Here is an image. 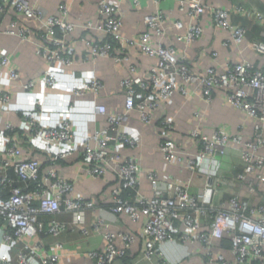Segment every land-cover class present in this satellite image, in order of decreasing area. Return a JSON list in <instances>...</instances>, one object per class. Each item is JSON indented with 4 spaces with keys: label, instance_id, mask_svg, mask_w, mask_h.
<instances>
[{
    "label": "built area",
    "instance_id": "1",
    "mask_svg": "<svg viewBox=\"0 0 264 264\" xmlns=\"http://www.w3.org/2000/svg\"><path fill=\"white\" fill-rule=\"evenodd\" d=\"M10 0H0V12L5 11V5ZM15 10L28 19L42 20L46 12L42 7L32 5L30 0H12ZM140 4L141 0H134ZM190 16L200 19L207 11L213 13V25L218 29L232 32L233 42L242 43L247 30L241 25H234L230 20V11L222 7H209L201 0H187ZM243 10L240 7H237ZM62 14L66 15L67 7L60 6ZM101 21L93 26L89 23L88 30L103 31L106 35L104 41L90 38L84 40L90 45V53L94 58L111 57L117 63L130 61L127 50L116 51V46L121 41L130 45L138 43L141 50L150 56H157L159 61L151 67L147 76L139 74L137 65L130 64L128 75L122 80V89L126 97L125 111L123 113H110L108 116L111 127L115 130L101 131L96 134L98 147L84 143L82 157L88 164L89 173L94 177L103 176L111 168L114 156L109 151L112 143L119 142L136 148L140 141L129 133L121 130L130 113L137 109L140 111L142 121L151 123L153 112L159 109L164 101L169 100L175 92L188 93L185 86L179 85L176 77L180 76L186 83H196L203 91L207 101H211L215 89H224L228 102L237 108L243 109L251 116L257 117L259 123L255 125V139L244 141L240 135H226L215 131L212 138L201 136L198 130L192 136L200 141V149L191 154L179 148L177 143L167 136L159 144V149L164 159L169 162L184 163L193 173L203 175L206 182L202 191L193 193L189 185L183 186L169 183L166 194L159 192L154 197H147L139 192L142 171L139 161L128 157L119 164L116 172L120 184L112 191V203L109 207H97L101 215L110 212L115 215L126 212L133 219L146 217L144 235L146 248L143 259L151 264H179L180 261L191 257L196 246L201 248V255L205 264H264V200L251 201L234 195L227 200L216 199L220 193L219 185L222 179L213 184L212 176L220 165L218 156H224L235 146H242L241 157L244 170L237 175V179L247 182L249 194H257L258 186L264 183V67L258 68L251 62L231 63L222 71L214 67L207 69L206 74H196L187 64L186 58L180 57L173 47L160 44L154 47L151 31L140 34L137 41L125 39L121 33L123 25L122 15L115 5L103 2L99 9ZM166 15L158 12L149 15L145 23L149 29L157 31L159 36H164V21ZM257 19L264 23V13L258 11ZM174 26L182 29L181 21H176ZM73 30V25L65 18L53 15L47 19L45 32L42 36L48 41L42 45L39 52L53 64L72 65L73 53L71 50L55 48L60 46L58 33L67 34ZM202 27L193 23L188 29L185 38L194 41L202 34ZM33 32L29 26H20L17 20L11 22L6 30L8 34H17L23 38L29 37ZM182 39V36H179ZM253 48L264 55V43L257 42ZM217 55V53H214ZM0 67L7 68L9 77L13 81L21 78L19 71L10 66V57L0 53ZM45 87L56 83L54 75L49 71L43 79ZM36 81H29L23 85L24 95L28 96L36 87ZM103 84L98 79L84 82L83 86L76 89L77 94L87 91L98 92ZM10 94L0 89V103L9 104ZM97 111L107 114L104 106H98ZM3 111L0 109V120ZM29 136L31 141L43 140L51 145H62L74 140L73 129L68 122L61 126L44 128L36 122L35 114L29 113ZM162 126L166 131L174 127L171 119H163ZM6 131L13 136L16 127L12 123L6 124ZM0 140V246L7 247L9 253H0V264H55L60 260L58 253L43 250L42 240L31 245L24 238H38L41 234H49L54 238L67 230H80L89 234L85 225L86 214L95 210L93 201L71 195L75 189L74 184L61 177L54 167L42 169L40 160L24 158L20 143L12 138L5 147ZM72 154L70 150H61L52 158V163L64 159ZM11 170L15 176L11 175ZM155 188H159L158 173L147 172ZM256 175L255 179L250 177ZM24 182V185L18 183ZM133 189L136 195L133 199H124L122 191ZM264 198V197H263ZM60 212H70L74 219L72 222L58 220L55 215ZM96 228L107 227L104 217L100 219ZM103 220V221H102ZM106 248L91 252L95 264H113L117 258L125 260V264H139L141 260L130 259L128 250L135 240L132 234H116L111 231L105 233ZM123 241V246L117 245V240ZM23 247L17 251L15 258L11 257L12 250L20 242ZM228 241V245L226 244ZM61 247V244H57ZM169 249L179 252L180 261L172 259L167 254ZM185 249V250H184Z\"/></svg>",
    "mask_w": 264,
    "mask_h": 264
},
{
    "label": "crops",
    "instance_id": "2",
    "mask_svg": "<svg viewBox=\"0 0 264 264\" xmlns=\"http://www.w3.org/2000/svg\"><path fill=\"white\" fill-rule=\"evenodd\" d=\"M32 5L42 7L46 12L45 18L40 20L28 19L15 10L14 2L9 1L5 5V11L0 12V53L10 57V66L17 69L21 78L13 81L9 77L8 69L0 67V89L10 94V103H0L3 111L0 120V140L5 147L16 139L22 148L24 158H36L40 160L43 171L54 167L59 175L71 181L75 189L73 198H86L94 202L95 210H89L86 214L85 225L89 234L82 231L67 230L60 238H54L49 234H41L38 238H24L31 245L42 240V249L52 253H58L60 260L55 264H95L91 252L104 250L107 245L105 233L111 231L119 234H132L136 238L128 250L126 260L138 259L139 264H151L143 259L146 248V236L144 225L146 217L133 219L126 212L101 215L99 207L107 208L112 203V191L120 184L116 169L119 164L128 157L136 158L141 166L139 192L147 197H154L159 192L166 194L169 183L189 185L193 193L202 191L206 178L203 170L200 174L193 173L186 162H167L159 144L167 136L173 139L179 148L191 154L200 149V141L192 136V132L198 130L201 136L212 138L215 131H221L226 135H240L244 141L255 139V125L259 123L257 117L249 112L232 106L227 99L224 89H215L211 101H207L203 91L196 83H186L180 76L176 77L179 85L185 86L188 93L177 91L161 107L153 112L151 123L142 121L140 111L135 109L130 113L129 119L123 123L121 130L129 133L140 141V146L132 148L125 144L114 142L109 151L114 156L111 168L103 176L94 177L88 171V164L83 160V145L89 144L98 147L96 134L101 131L113 133L108 119L110 113H123L125 111L126 97L122 89V80L128 75L130 64L138 66L139 74L147 76L151 67L159 61L157 56L145 54L138 43L130 45L127 41H121L116 46V51L127 50L130 61L117 63L111 57L94 58L90 53V45L86 38L104 41L106 35L103 31L88 30L85 26L92 23L99 25L100 5L108 2L118 7L123 25L121 33L125 39L137 41L141 33L151 31V42L154 47L160 44L176 49L180 57H185L188 66L196 74H206L207 69L214 67L222 71L228 64L251 62L256 67H264V55L253 48L257 42L264 43V23L257 19L258 11L264 13V0H201L209 7H222L230 11V20L234 25H241L247 30L242 43L233 42L232 32L218 29L213 25V13L209 9L200 19L190 16L187 0H141L135 4L134 0H30ZM67 7L66 15H63L60 6ZM242 8L243 10L238 9ZM161 12L166 15L164 21V36H159L157 31L149 29L145 19L149 15ZM57 15L73 25V30L67 34L58 33L60 46L73 53V64H53L40 52L42 45L48 41L42 36L45 25L50 16ZM17 20L20 26H29L33 32L27 38L17 34L6 33L11 22ZM176 21H181L182 29L174 26ZM198 23L203 31L200 37L194 41H188L185 35L191 24ZM179 36L183 38L180 39ZM217 53V55H214ZM51 71L56 83L45 87L44 77ZM98 79L103 86L98 92L87 91L77 94L76 89L83 86L84 82ZM29 81H36L37 85L32 92L24 95L23 85ZM104 106L107 114L97 111L98 106ZM29 113H34L36 122L44 128L61 126L68 122L73 129L74 140L62 145H51L43 140L31 141L29 136ZM171 119L174 127L166 131L162 126L163 119ZM12 123L16 127V133L11 136L6 131V124ZM264 132V128H263ZM61 150H70L72 154L64 159L52 163V158ZM242 146H235L224 156H218L220 165L212 176L213 184L222 179L217 195L218 200H227L234 195L251 201L264 200V183L258 186L257 194L251 196L247 182L237 179V175L244 170V162L241 157ZM264 155V148L261 149ZM158 173L159 188H155L148 177L147 172ZM264 174V170H263ZM256 175L250 177L255 179ZM98 207V209H97ZM55 217L63 222H72L74 216L70 212H60ZM104 217L107 227L96 228L97 223ZM103 221V220H102ZM20 242L14 247L11 257L15 258L17 251L23 247ZM61 244V247H57ZM117 245L123 246L121 239ZM185 250V249H184ZM191 257L181 259L176 249H169L168 253L179 264H205L201 255V248L196 246ZM1 254H8V248L0 246ZM180 259V260H179ZM113 264H125V260L117 258Z\"/></svg>",
    "mask_w": 264,
    "mask_h": 264
},
{
    "label": "trees",
    "instance_id": "3",
    "mask_svg": "<svg viewBox=\"0 0 264 264\" xmlns=\"http://www.w3.org/2000/svg\"><path fill=\"white\" fill-rule=\"evenodd\" d=\"M11 175L12 176H15V174H14V172L11 170ZM19 185H24L25 183L24 182H20V183H18ZM136 195V191L135 190H133V189H126V190H123L122 191V197L124 198V199H133L134 198V196ZM228 241H226V244L228 245Z\"/></svg>",
    "mask_w": 264,
    "mask_h": 264
}]
</instances>
